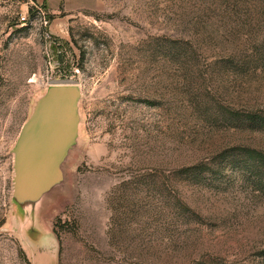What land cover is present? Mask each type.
Listing matches in <instances>:
<instances>
[{
  "label": "rangeland",
  "instance_id": "obj_1",
  "mask_svg": "<svg viewBox=\"0 0 264 264\" xmlns=\"http://www.w3.org/2000/svg\"><path fill=\"white\" fill-rule=\"evenodd\" d=\"M63 83L78 142L30 235L11 149ZM251 114L264 0H0V264H264Z\"/></svg>",
  "mask_w": 264,
  "mask_h": 264
},
{
  "label": "water",
  "instance_id": "obj_2",
  "mask_svg": "<svg viewBox=\"0 0 264 264\" xmlns=\"http://www.w3.org/2000/svg\"><path fill=\"white\" fill-rule=\"evenodd\" d=\"M82 88L75 83L53 84L35 101L11 149V199L26 216L33 233L37 207L60 188L65 166L77 145Z\"/></svg>",
  "mask_w": 264,
  "mask_h": 264
},
{
  "label": "trees",
  "instance_id": "obj_3",
  "mask_svg": "<svg viewBox=\"0 0 264 264\" xmlns=\"http://www.w3.org/2000/svg\"><path fill=\"white\" fill-rule=\"evenodd\" d=\"M246 119L250 123H252V125L254 124L257 128L264 129V117L263 116L251 114V115L247 116ZM254 154H255L254 152H250V155H254ZM255 155L257 156V159H255V160L258 161V162H256L257 166L264 169V156L258 152ZM250 158H252V157L250 156ZM260 256L262 258H264V251L260 254ZM201 264H204V263H201Z\"/></svg>",
  "mask_w": 264,
  "mask_h": 264
},
{
  "label": "built area",
  "instance_id": "obj_4",
  "mask_svg": "<svg viewBox=\"0 0 264 264\" xmlns=\"http://www.w3.org/2000/svg\"><path fill=\"white\" fill-rule=\"evenodd\" d=\"M22 20H25V18H23Z\"/></svg>",
  "mask_w": 264,
  "mask_h": 264
}]
</instances>
